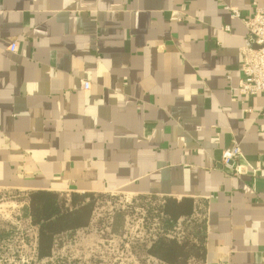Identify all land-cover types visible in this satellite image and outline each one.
Segmentation results:
<instances>
[{"label":"crops","instance_id":"0c3cea01","mask_svg":"<svg viewBox=\"0 0 264 264\" xmlns=\"http://www.w3.org/2000/svg\"><path fill=\"white\" fill-rule=\"evenodd\" d=\"M253 3L0 0V189L190 200L204 264H264V97L232 101L225 9ZM233 140L256 176L220 166Z\"/></svg>","mask_w":264,"mask_h":264},{"label":"trees","instance_id":"16d2710c","mask_svg":"<svg viewBox=\"0 0 264 264\" xmlns=\"http://www.w3.org/2000/svg\"><path fill=\"white\" fill-rule=\"evenodd\" d=\"M7 190L21 196L26 202L22 209V217L36 230L35 261L32 264H49L53 258V250L59 238L71 241L76 232L87 229L92 221L95 205H100L99 198L109 197L110 205H123L113 201L118 195L108 194H71L31 191L20 192ZM127 210H141L143 234L148 235L147 241H139V245L146 256L159 264H185L188 258L200 264L205 262V208L190 200L182 204L174 200L149 196H137ZM120 215V217H119ZM124 208L116 212L117 228L123 227ZM190 225V226H189ZM190 230V234L183 236L182 230ZM14 227L0 221V264H16L17 253L14 247ZM59 246V245H58ZM194 257V258H193ZM63 264H83L72 259ZM99 261H95L97 264Z\"/></svg>","mask_w":264,"mask_h":264},{"label":"rangeland","instance_id":"374dc122","mask_svg":"<svg viewBox=\"0 0 264 264\" xmlns=\"http://www.w3.org/2000/svg\"><path fill=\"white\" fill-rule=\"evenodd\" d=\"M6 192L0 189V221L11 224L15 229L12 249L17 253L16 264H32L35 261L36 230L22 217L21 211L26 202L21 196ZM114 199L123 205H110L112 201L109 197L99 198L101 204L95 205L90 226L77 231L71 241L59 238L49 264H63L62 258L66 262L77 259L83 264H95V261H99L97 264H159L149 259L139 245V241L148 240V235H144L141 229V210L126 209L132 206L125 205L132 202L130 198L118 195ZM122 208L124 229H118L117 223L121 224V220L116 221V212ZM182 232L186 237L190 234V230L183 229ZM191 258L185 264H200Z\"/></svg>","mask_w":264,"mask_h":264},{"label":"built area","instance_id":"2783aa9c","mask_svg":"<svg viewBox=\"0 0 264 264\" xmlns=\"http://www.w3.org/2000/svg\"><path fill=\"white\" fill-rule=\"evenodd\" d=\"M229 12V18L240 22L246 29L243 44L239 48L241 57L240 78L237 85L230 92L237 96L232 101L243 99L248 96L261 94L264 97V10L253 3V12L250 16H243L235 7H225ZM221 30L230 33V26L224 25ZM16 47H10L15 52ZM83 89L89 88V83L81 81ZM245 112H249L245 110ZM220 166L227 169L230 175L241 177L243 175L256 176L260 169L252 168L243 158L239 144L232 141L226 147L220 157Z\"/></svg>","mask_w":264,"mask_h":264}]
</instances>
